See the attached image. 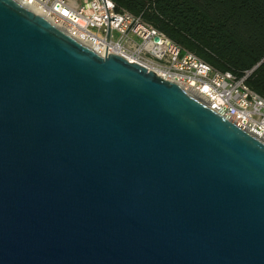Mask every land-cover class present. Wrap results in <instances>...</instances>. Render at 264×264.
<instances>
[{
  "label": "water",
  "instance_id": "obj_1",
  "mask_svg": "<svg viewBox=\"0 0 264 264\" xmlns=\"http://www.w3.org/2000/svg\"><path fill=\"white\" fill-rule=\"evenodd\" d=\"M0 264H264V143L0 0Z\"/></svg>",
  "mask_w": 264,
  "mask_h": 264
},
{
  "label": "built area",
  "instance_id": "obj_2",
  "mask_svg": "<svg viewBox=\"0 0 264 264\" xmlns=\"http://www.w3.org/2000/svg\"><path fill=\"white\" fill-rule=\"evenodd\" d=\"M97 56L119 55L177 83L219 116L264 143V99L213 69L165 34L110 0H15Z\"/></svg>",
  "mask_w": 264,
  "mask_h": 264
},
{
  "label": "trees",
  "instance_id": "obj_3",
  "mask_svg": "<svg viewBox=\"0 0 264 264\" xmlns=\"http://www.w3.org/2000/svg\"><path fill=\"white\" fill-rule=\"evenodd\" d=\"M264 99V0H110Z\"/></svg>",
  "mask_w": 264,
  "mask_h": 264
}]
</instances>
